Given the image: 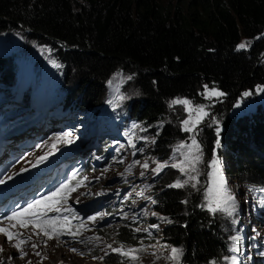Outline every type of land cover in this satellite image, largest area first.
<instances>
[{
	"label": "trees",
	"instance_id": "obj_1",
	"mask_svg": "<svg viewBox=\"0 0 264 264\" xmlns=\"http://www.w3.org/2000/svg\"><path fill=\"white\" fill-rule=\"evenodd\" d=\"M80 1L76 6L75 0H0V33L24 28L28 40L49 43L55 49L54 57L59 60L64 55L65 60L60 80L50 67L35 61L27 71L25 67L33 59L28 56L25 63V54L14 60L10 85L15 83L19 69L24 73L16 97L22 99L18 105L27 110V102L33 104V99L41 97L47 108L51 105L47 100L55 98L58 110L67 109L74 116L93 111L94 117L96 106L105 99L102 85L116 70L124 71L136 93L126 98V114L117 120L120 128L135 120L141 133L153 136L151 153L167 157L175 140L186 136L179 126L183 114L169 107L168 100L187 97L196 105L214 110L220 121L219 136L212 124L204 125L199 132L205 153L223 152L230 160L225 171L231 179L264 187V108L255 102L251 110L237 114L231 113L228 105L239 91L254 94L256 85H264V62L259 59L264 51V0ZM241 37L249 46L237 50ZM6 62L0 56V70ZM8 83L0 72V92ZM204 86L220 90L227 100L215 103L214 98L206 99L202 95ZM41 103L36 99L35 105ZM29 111L32 108L25 112ZM3 113L4 120L8 115ZM108 115L102 118L106 120L105 129L111 119ZM108 132L114 134L111 129ZM106 143L100 141L101 151ZM90 163L86 157L73 162L63 182L73 175L80 180ZM174 170L167 167L153 174L156 185L151 190V201L155 200L152 208L171 221L160 229L161 239L182 249L180 264H228L225 257L231 255L230 216L201 207V189L168 187L173 184ZM258 209H253L250 217L262 223L264 209ZM240 220L246 224L243 215ZM122 221L115 239L132 246L138 242V235L145 233L131 229L128 219ZM102 257L105 264L125 258L118 254Z\"/></svg>",
	"mask_w": 264,
	"mask_h": 264
},
{
	"label": "rangeland",
	"instance_id": "obj_2",
	"mask_svg": "<svg viewBox=\"0 0 264 264\" xmlns=\"http://www.w3.org/2000/svg\"><path fill=\"white\" fill-rule=\"evenodd\" d=\"M75 2L76 6L81 3L80 0H75ZM261 34H264V28ZM241 43L248 42L241 37L237 46ZM23 54L26 57L25 63L29 56L39 66L46 65L47 69L50 67L51 72L57 75L59 80L61 70L65 64L64 55H62V59L57 60L54 57L55 49L49 43H41L35 39L28 40L27 31L24 28L0 33V56L7 60L0 72L3 73L5 80L9 81L0 92V107L8 115L4 119V123L11 122V132L13 134L11 135L10 145H14L15 138L18 136L20 138H32L30 144L24 148L25 152L19 151L10 158L9 167L1 180H8L9 177L11 179H16L19 176L25 177L30 173L37 175L43 170H47V172L39 175L37 181L32 182L34 186L45 184L48 181L46 178L48 176L52 177L60 169L61 163L67 165L69 162L72 163L75 158L85 156L91 163L89 169L81 174L80 179L87 177V180L74 192L70 193L68 206L74 209L80 220L87 223L88 230L81 232L78 240H73L67 234L53 235L52 238H49L39 232L38 228L34 229L31 225L25 228L19 226L8 228V222L5 221L0 223V228H8L9 232L18 233L19 235H14L13 239L9 241L0 232V249H2L0 250V264H105L100 259L105 255V251L113 256L117 254L108 250L107 245H112L113 248L122 246L125 250L138 249L139 251L135 253L138 256L135 264H170L165 257L169 255L171 248L174 246L166 244L159 233L166 222L161 217H166L152 208L151 196L154 193L151 190L153 184L156 185L155 179H153L155 173L152 169L156 167V162L164 163L168 161L169 164L179 162L187 152L186 148L181 149L179 145L190 144V134L186 132V136L175 140L168 156L159 158L156 154L151 153L153 150V136L148 133H141L138 127H134V125H137L135 120H130L123 128H120L117 120L118 117L126 114L124 110L126 98L132 97L136 93V90L132 87V81L127 82L128 77H130L129 74L120 70L113 72L102 85V89H104L102 97L105 99L99 106H96L94 117H91L93 111L85 112L81 116H74L67 109L55 110L51 108H48L44 114L33 110L34 113L29 112V116H26L25 111L27 110L22 105H18L22 102V99H16L21 91L20 84H15L18 81V76L15 83L10 85L13 68L11 66H13L14 60L21 59ZM260 59L264 60L263 57ZM50 60L55 61L59 67L54 66ZM43 71L47 72L46 68ZM126 82L127 86L125 87ZM73 83H67V85L72 86ZM257 88H264V85H256L254 94L251 93L247 97H244L243 93L249 92L248 90L239 91L228 102L229 111L237 114L246 113L254 107L255 102L261 103L264 108V92H258ZM204 89L205 86L203 87V93ZM78 94H81V92ZM121 96L125 98L121 100ZM255 97L257 98L255 99ZM176 98L190 100L184 96H175L168 100V104ZM10 99L11 101H6ZM226 100V98L221 97L219 99L214 98L212 101L219 103ZM27 103L29 108L31 103ZM72 103H75V101ZM237 104H239V107H236ZM174 107L181 110L183 114L179 122L180 129H182L181 121L187 118V113L181 105H175ZM206 110L208 116L204 118L200 124V129L197 130V140L202 153L198 165L199 183L196 188H192L191 184L185 185L193 190L201 189L203 191L204 186L208 183L207 173L211 171L208 165L214 153L221 161V172L224 179L231 178L225 171V165L230 161L224 158L225 154L216 150L206 154L200 143L199 132L204 125L212 124L215 131L217 126L221 129L217 113L209 108ZM210 111L214 114H211ZM36 112L38 113L35 114ZM107 113H109L108 117L111 119L107 120L109 126L105 129L106 120L102 118ZM45 116L47 117L45 118ZM3 117L4 113L1 115V119ZM66 118H70L67 123L59 124V122L65 121ZM214 120L216 123H213ZM108 129L113 130L114 134L109 133ZM64 132L70 133V139L73 143L64 144L55 141L54 138ZM91 132H93L92 139L98 136L97 142L92 145L86 139V136L90 135ZM103 137L109 141V144L104 146L103 151H101L99 142ZM144 137L147 139H143ZM129 139L132 140L135 147L129 144ZM76 142L84 146L80 147L76 145ZM53 143H56L55 150L51 147ZM85 144L93 146V148H87ZM12 147L10 146V148ZM45 152H51L52 154L49 155L48 159L37 163V158L43 156ZM134 161L140 163L133 165ZM145 161L149 165L147 170L141 167ZM21 169H26V171H21ZM173 169L175 170L172 173V183L187 179L178 169ZM142 171L144 172L143 176L140 174ZM226 183L228 182L226 181ZM256 188L257 190L250 193L241 190L232 194L235 197L237 208L236 213L230 216L232 233L229 238L233 235H239L240 239L236 243L237 250L235 252L231 251V255H227V257L235 256L237 264H253V262L264 264V218H262L263 222L259 223L256 220L252 221L250 217L253 214V209L260 207L264 209V196H257L258 191L264 192V187L256 185ZM141 193L143 195H140ZM48 194L49 192L44 196ZM152 213L157 215H152ZM125 214L126 219L130 222L131 229L139 228L141 229L140 232L145 233V235H138V242L132 246L119 243L114 236L115 233L117 234V226L123 222L122 219L125 218ZM48 215L53 216L55 213H48ZM242 215L246 224L240 220ZM89 216H96L97 220L94 223L88 222L87 218ZM149 218H153V220L149 221ZM72 223L76 225L80 221L73 220ZM152 225L158 227L153 228ZM144 229L148 231H143ZM144 236H146V239L143 238ZM150 236H153V238L149 239ZM95 237L100 239L96 240ZM89 238L93 239L88 242ZM20 239H24L26 244H21L20 249H17L15 245L19 243ZM230 242L232 244L231 240ZM33 245H35V248ZM21 251L25 254L23 258H21ZM114 264H133V262L125 257Z\"/></svg>",
	"mask_w": 264,
	"mask_h": 264
},
{
	"label": "snow or ice",
	"instance_id": "obj_3",
	"mask_svg": "<svg viewBox=\"0 0 264 264\" xmlns=\"http://www.w3.org/2000/svg\"><path fill=\"white\" fill-rule=\"evenodd\" d=\"M248 43H241L237 46V50H242L248 47ZM54 66L59 67L55 61L50 60ZM131 79V77H128ZM111 83V82H109ZM258 92H264V88H257ZM202 95L205 96L206 99H212L213 97L219 99L224 96L223 92L218 91L215 88L209 89L205 86L204 93ZM251 95L249 92H244L243 96L247 97ZM125 97L121 96L120 99H124ZM111 103V101H109ZM175 105L183 106V110L187 113V118L181 121V128L183 131L190 134L189 139L191 141L190 144H181L179 147L181 149L186 148L187 152L184 154L183 158L179 160V162H172L169 164L168 161L164 163L156 162V167L152 169L154 173H159L165 167H172L178 169L187 179L177 180L175 183L168 185V187L172 188H182L185 185L191 184L192 188H196L199 180V169L198 165L202 158V153L200 149V144L197 140V130L198 126L203 122L204 118L208 116V112L205 106L194 105L188 99L176 98L172 100L169 104V107H173ZM239 107V104L236 105ZM213 123H216L215 120ZM134 127H139L138 125H134ZM142 131L144 129H141ZM217 136H219L220 128L216 127ZM55 141L61 142L64 144H71L73 141L70 139V133L64 132L59 136H56ZM143 139H147L144 137ZM153 143L155 141H152ZM219 139H217L216 144L219 146ZM129 144L132 147L135 145L132 143V140L129 139ZM52 149L55 150L56 143L52 144ZM51 152H45L43 156L37 158V163H41L44 160L48 159ZM139 161H134L133 165L139 164ZM132 167V166H130ZM141 167L145 170L148 169V162L145 161ZM208 167L211 169L207 173L208 175V183L204 186V204L201 207H206L208 211L212 213L222 212L226 216H233L236 213V201L235 197L227 190L226 181L221 172V161L216 157L215 153L213 154V158L210 161ZM21 171H26V169H21ZM141 176L144 175L142 171ZM11 179V177H9ZM99 179V177H97ZM87 180V177H84L81 180H77L76 176L73 175L71 178L61 183L55 191L49 192L46 196H41L39 198L33 199L31 202L27 203L24 206L17 207L14 211H11L8 214H4L3 217H0V223L5 221L8 222V228H15L17 226L21 228H25L28 225H31L34 229L38 228L39 232H42L44 235H47L49 238H52L53 235L67 234L73 240H78L79 234L83 231H87V223L85 221L80 220L78 214L74 211L71 206H68V199L70 193L74 192L76 188L80 187L83 182ZM75 181V185L73 186V182ZM4 183L3 180H0V184ZM140 195H143L142 193ZM153 204L155 200L151 201ZM186 203V201H184ZM48 213H55L53 216H49ZM101 216L103 214H100ZM152 215H157L156 213H152ZM126 218V214H125ZM135 219V218H134ZM162 220L167 221L166 218L161 217ZM73 220H79L80 223L73 225ZM97 220L96 216H89L87 218L88 222H95ZM15 222V223H13ZM151 227H158L157 225H152ZM8 228H0V232H2L7 239L10 241L13 239L14 235H19L18 233L9 232ZM135 231L139 232L141 229L136 228ZM143 231H148L144 229ZM39 234V233H34ZM93 238H89L91 241ZM94 239L99 240V237H95ZM239 235H233L230 237L232 244L230 245V251L235 252L237 250L236 243L239 241ZM24 239H20L19 243L15 245L17 249H20L21 244L25 243ZM85 242V241H80ZM35 248V245H33ZM108 250L113 253H117L122 257L128 258L130 261L135 264L138 260V256L135 254L139 250L138 249H123V247L113 248L112 245L106 246ZM2 250V249H0ZM73 251H75L73 249ZM38 254V253H37ZM108 251H105V255H108ZM182 249L171 248L170 253L167 257H165L170 264H180V257L182 256ZM25 254L21 251V258H23ZM104 257H100L103 260ZM159 259V257H157ZM225 260L228 264H237V259L235 256L225 257Z\"/></svg>",
	"mask_w": 264,
	"mask_h": 264
},
{
	"label": "clouds",
	"instance_id": "obj_4",
	"mask_svg": "<svg viewBox=\"0 0 264 264\" xmlns=\"http://www.w3.org/2000/svg\"><path fill=\"white\" fill-rule=\"evenodd\" d=\"M33 62H34V60L30 61L29 65L27 67H25L27 71H30L32 69L31 66H32ZM262 62H263V60H262ZM23 75H24L23 68L19 69L18 70V81L15 84H20V86L23 84V80H24L23 79ZM17 96H19V94ZM29 99L32 100V98H29ZM36 99L41 101L43 104H45V101L43 99H41V97H36L35 99H33L34 100L33 104H31L30 107H29V108H32L31 113H34L33 110L41 112V111L37 110L34 107V105L36 103ZM6 101H11V99L10 100H6ZM47 101H49L51 103V105L47 106V108H44L45 107L44 106L43 107L44 109L42 110L41 113H43V114L46 113L48 108L58 110V109H56L57 106H58L57 105L58 102L55 100V98H52L50 100L48 99ZM27 110H28V108H27ZM0 111L3 114V110L1 109V107H0ZM38 112H36L35 114H37ZM46 117L47 116H45V118ZM69 119L70 118H66L65 121H61V122H59V124H65V123H67L69 121ZM198 129H200V127H198ZM16 138H20V137L18 136ZM101 140H103V143H104L106 138L103 137V138H101ZM99 144H100V142H99ZM108 144H109V141H107L106 145H108ZM76 145H78L80 147L84 146L82 144H79L78 142H76ZM106 145H104V146H106ZM85 146H87V148L88 147H92L93 148V146H88L86 144H85ZM104 146L102 148H104ZM82 157L85 158V156L77 157V158H75L73 160V162L81 161ZM73 162L72 163L69 162L67 165H64V163H61L60 169L54 174V175L57 176V180H55V179L53 180L50 176H48L46 178V180H48V181L44 184V186H43V188H42V190L40 192H34L31 189H29V190L24 192L22 190V188L20 187L21 182H22L24 177L19 176L16 179H8V180L3 179L4 183L0 184V217H3L4 214H8L11 211H14L17 207L24 206L27 203L31 202L33 199L39 198L41 196H44L48 192H52L56 188H58L59 185L64 181L65 176L67 175V171L73 165ZM9 164H10V162L3 169H0V180H1V177L3 176V174L7 171L8 167H9ZM62 168H64V169H62ZM63 171H64V173L62 174ZM45 172H47V170H45ZM226 179H231V178H225V180ZM242 189H244V191L249 192V193L257 190L256 186H248L247 184L244 183L243 185L241 184V187L236 192H234V194L237 193L238 191L240 192ZM257 196H264V192L258 191L257 192ZM128 245H130V244H128Z\"/></svg>",
	"mask_w": 264,
	"mask_h": 264
},
{
	"label": "built area",
	"instance_id": "obj_5",
	"mask_svg": "<svg viewBox=\"0 0 264 264\" xmlns=\"http://www.w3.org/2000/svg\"><path fill=\"white\" fill-rule=\"evenodd\" d=\"M198 127H201V125ZM225 181L228 182L226 188L229 192H236L241 187V184L233 179H226Z\"/></svg>",
	"mask_w": 264,
	"mask_h": 264
},
{
	"label": "bare ground",
	"instance_id": "obj_6",
	"mask_svg": "<svg viewBox=\"0 0 264 264\" xmlns=\"http://www.w3.org/2000/svg\"><path fill=\"white\" fill-rule=\"evenodd\" d=\"M87 132V131H86ZM92 133L93 132H91L90 133V135H88V136H86V139H87V142H90L91 144H95L96 142H97V139L95 138V139H92ZM95 137V136H94ZM26 244V243H25ZM240 252H241V250H240ZM238 257V256H237Z\"/></svg>",
	"mask_w": 264,
	"mask_h": 264
},
{
	"label": "water",
	"instance_id": "obj_7",
	"mask_svg": "<svg viewBox=\"0 0 264 264\" xmlns=\"http://www.w3.org/2000/svg\"><path fill=\"white\" fill-rule=\"evenodd\" d=\"M264 58V51L260 54V56H259V58ZM263 62H264V60H263Z\"/></svg>",
	"mask_w": 264,
	"mask_h": 264
}]
</instances>
